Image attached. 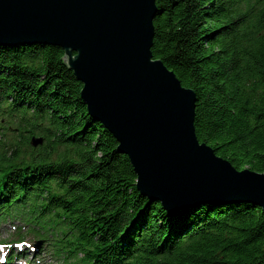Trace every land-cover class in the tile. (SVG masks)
<instances>
[{
	"label": "trees",
	"instance_id": "obj_1",
	"mask_svg": "<svg viewBox=\"0 0 264 264\" xmlns=\"http://www.w3.org/2000/svg\"><path fill=\"white\" fill-rule=\"evenodd\" d=\"M156 5L152 52L195 92L199 141L264 174V0ZM82 87L59 47H0V224H20L62 264H264L261 207L172 216L143 197Z\"/></svg>",
	"mask_w": 264,
	"mask_h": 264
},
{
	"label": "water",
	"instance_id": "obj_2",
	"mask_svg": "<svg viewBox=\"0 0 264 264\" xmlns=\"http://www.w3.org/2000/svg\"><path fill=\"white\" fill-rule=\"evenodd\" d=\"M157 11L156 0H0V47L62 49L89 115L129 158L138 192L172 216L232 203L264 210V174L237 170L199 141L195 92L154 58Z\"/></svg>",
	"mask_w": 264,
	"mask_h": 264
},
{
	"label": "rangeland",
	"instance_id": "obj_3",
	"mask_svg": "<svg viewBox=\"0 0 264 264\" xmlns=\"http://www.w3.org/2000/svg\"><path fill=\"white\" fill-rule=\"evenodd\" d=\"M15 136L17 134L13 133L12 131L9 132V134H7L6 138H9L10 136ZM5 142H8V139H5ZM10 225H8L9 227ZM2 228L0 231V240H8L9 237H11V234H13L14 229L11 226L12 229L10 228ZM6 233V234H5ZM34 247V246H33ZM10 248H9V252H10ZM43 249L41 248V252H40V258L37 260H33L35 262V264H59L58 262L53 261L52 256L49 253H46L45 251H42ZM1 252V251H0ZM31 253V251H29ZM32 254H29V256L31 257ZM30 260V258H29ZM15 264V263H13Z\"/></svg>",
	"mask_w": 264,
	"mask_h": 264
},
{
	"label": "bare ground",
	"instance_id": "obj_4",
	"mask_svg": "<svg viewBox=\"0 0 264 264\" xmlns=\"http://www.w3.org/2000/svg\"><path fill=\"white\" fill-rule=\"evenodd\" d=\"M86 106V105H85ZM87 107V106H86ZM87 110H88V108H87ZM89 113V112H88ZM105 128V127H104ZM106 129V128H105Z\"/></svg>",
	"mask_w": 264,
	"mask_h": 264
}]
</instances>
